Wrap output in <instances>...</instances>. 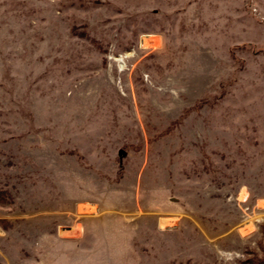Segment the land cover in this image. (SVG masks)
Wrapping results in <instances>:
<instances>
[{"label":"rangeland","instance_id":"obj_1","mask_svg":"<svg viewBox=\"0 0 264 264\" xmlns=\"http://www.w3.org/2000/svg\"><path fill=\"white\" fill-rule=\"evenodd\" d=\"M0 264H264V0H0Z\"/></svg>","mask_w":264,"mask_h":264},{"label":"trees","instance_id":"obj_2","mask_svg":"<svg viewBox=\"0 0 264 264\" xmlns=\"http://www.w3.org/2000/svg\"><path fill=\"white\" fill-rule=\"evenodd\" d=\"M3 193H1L0 195H2Z\"/></svg>","mask_w":264,"mask_h":264}]
</instances>
